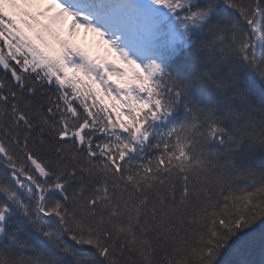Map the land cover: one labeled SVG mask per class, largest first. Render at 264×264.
<instances>
[{
	"label": "snow or ice",
	"instance_id": "obj_1",
	"mask_svg": "<svg viewBox=\"0 0 264 264\" xmlns=\"http://www.w3.org/2000/svg\"><path fill=\"white\" fill-rule=\"evenodd\" d=\"M0 264H264V0H0Z\"/></svg>",
	"mask_w": 264,
	"mask_h": 264
},
{
	"label": "rangeland",
	"instance_id": "obj_2",
	"mask_svg": "<svg viewBox=\"0 0 264 264\" xmlns=\"http://www.w3.org/2000/svg\"><path fill=\"white\" fill-rule=\"evenodd\" d=\"M92 40L91 35L89 34L87 41L84 40L83 33H81V36L77 39V41L81 44H86Z\"/></svg>",
	"mask_w": 264,
	"mask_h": 264
}]
</instances>
